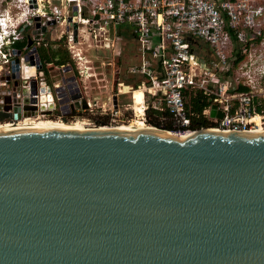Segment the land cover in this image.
I'll return each instance as SVG.
<instances>
[{"label": "water", "instance_id": "95a60500", "mask_svg": "<svg viewBox=\"0 0 264 264\" xmlns=\"http://www.w3.org/2000/svg\"><path fill=\"white\" fill-rule=\"evenodd\" d=\"M158 129L0 127V264H264V132Z\"/></svg>", "mask_w": 264, "mask_h": 264}, {"label": "built area", "instance_id": "2783aa9c", "mask_svg": "<svg viewBox=\"0 0 264 264\" xmlns=\"http://www.w3.org/2000/svg\"><path fill=\"white\" fill-rule=\"evenodd\" d=\"M74 23L77 25L76 40L72 38ZM260 25L264 26V0L6 1L0 8V97L4 100L6 95L12 94L17 81V98H13L12 105L17 102L22 109L26 95L29 105H35L36 111L27 113L22 109V117L18 120L0 123L35 121L47 113L41 111L42 104L62 100L59 91L51 95L50 100H47V92H39L40 87L47 86L42 76L47 68L74 71L76 76L69 82L70 91L74 92L79 88L77 76L85 82L99 73L96 69L115 68L127 34L136 42L137 57L136 62L126 67L129 91H123V81L112 82L117 100L120 95H128L126 109L133 110L132 91L141 89L144 101L141 117L144 120L147 121L149 111L157 116L163 108L176 127L172 132L189 133L194 130L191 119L198 114L190 109L188 102L191 96L200 94L210 100L201 112L211 122L210 128L256 130L261 122L264 126V94L260 97L256 93L264 82V51L254 53L251 40L261 37ZM57 26L61 29L53 37L51 33ZM56 39L63 40L70 52L71 64L41 62L38 47L46 40ZM199 42L210 47L211 57L200 52ZM90 48L107 50L105 57L109 60L96 56L98 65H95V61L86 55ZM237 57L239 60L231 69ZM32 80L36 81L34 93ZM238 84L246 89L236 91ZM79 90L80 96L76 100L80 103L84 98L87 107L75 108L76 111H86L87 118L95 114L108 116L105 108L94 111L93 106L98 102ZM74 92H70L71 97ZM71 97L66 105L74 101ZM114 104L118 106L116 102ZM212 104L223 111L221 118L210 116ZM115 107L110 111L111 115L118 112ZM52 109V118L72 121L68 120L70 113H65L62 103Z\"/></svg>", "mask_w": 264, "mask_h": 264}, {"label": "rangeland", "instance_id": "374dc122", "mask_svg": "<svg viewBox=\"0 0 264 264\" xmlns=\"http://www.w3.org/2000/svg\"><path fill=\"white\" fill-rule=\"evenodd\" d=\"M253 3V2H251ZM258 27V26H257ZM262 35L259 39H253L251 40L252 46L251 49L254 51V53L258 54L264 51V26L260 25ZM61 27L57 26L56 32L60 30ZM55 32V33H56ZM54 33V34H55ZM200 52L205 57H211L213 55L212 50L210 47L203 43V45L200 47ZM68 51V50H67ZM70 54V52L68 51ZM86 55L90 58H92L95 61V65H98V60L96 59V56H102L101 58H106L105 60H109V57H105L108 55L107 50L102 49H93L90 48L88 51H86ZM136 42L131 38L127 37L123 40L122 44V54L120 58L118 59L117 65L115 68L112 69L111 66H106L102 69H96V72H99L95 74V76H92L90 79L85 80V82L81 81L79 77L77 76L78 80V87L81 89V91L85 94L87 98L90 100H96L98 102V105L93 106L94 111H99L102 108H105L106 111H108L107 117H101L99 114L91 115L87 118L88 113L86 111L83 112V110H74L75 113L79 116H70L68 115V120H84L94 125H106V126H113L114 124H138L141 126L149 125L153 126L151 124H148L144 118L141 117L143 112V106L144 101L138 102V100L135 99V92L132 91L133 94V103L134 104V110H131L130 108L126 109L129 102L128 95H120L118 96V100L116 101V104H118L117 107H115V104L113 103V96L115 92V87H112V82L117 81H123L125 84L130 82V80L127 78L126 73V67L128 64L136 62ZM236 64H233L231 69L235 67ZM85 86V87H84ZM125 91L129 90V87L124 86L123 88ZM257 95L260 97H263L264 94V82L261 83L260 89L256 90ZM138 94V93H137ZM138 97H142V95L139 93ZM143 99V98H142ZM117 109V113L113 112L112 115L110 114V111L113 108ZM137 109V110H136ZM141 110V111H139ZM135 111V113H134ZM139 111V112H136ZM51 119V116L43 117L41 116L40 119ZM35 120V119H33ZM39 120V119H36ZM35 120V121H36ZM51 120H56V118H52ZM33 122V121H32ZM64 122H70V121H64ZM155 127V126H153ZM158 128V127H156Z\"/></svg>", "mask_w": 264, "mask_h": 264}, {"label": "trees", "instance_id": "16d2710c", "mask_svg": "<svg viewBox=\"0 0 264 264\" xmlns=\"http://www.w3.org/2000/svg\"><path fill=\"white\" fill-rule=\"evenodd\" d=\"M128 37H130L128 35ZM20 46V44H17ZM38 53L40 60L43 64L46 62H52L54 64H64L69 62L71 64V57L68 53L64 42L62 39H56V40H46L38 47ZM239 58L237 57L233 64H236L238 62ZM246 87L238 84L236 86V91H243ZM210 104V100L205 99L202 97V95L198 94L195 96H191L188 102V106L190 109L198 114L196 117H192L191 119V129H200L209 127L211 122L204 116L201 115L202 110L207 107ZM262 107L264 108V102L262 103ZM141 111V110H139ZM136 111V112H139ZM153 112L149 111L147 115V123L151 124L155 127L165 129V130H173L176 127L173 125L168 111L166 109H161L158 111L157 116L151 115ZM159 116H163L164 118L159 119Z\"/></svg>", "mask_w": 264, "mask_h": 264}, {"label": "flooded vegetation", "instance_id": "af4514ba", "mask_svg": "<svg viewBox=\"0 0 264 264\" xmlns=\"http://www.w3.org/2000/svg\"><path fill=\"white\" fill-rule=\"evenodd\" d=\"M264 34V33H263ZM43 80L44 82L46 83V87H43L45 90L48 89V93H50L52 96L56 93V91H59L62 93V100H56L55 103H52L53 104V107H57V106H60V103H62V105L68 103L70 97H71V93H70V85H69V82L74 80L75 78V72L70 70L69 68H66L65 70L63 71H56V70H53V69H45L43 74ZM17 84L14 86V88H12L13 92L17 93ZM57 84V85H55ZM79 90V88H76ZM74 92V91H73ZM75 93V92H74ZM10 98H9V102H6L5 100H3V98L1 99L0 97V122H3V121H11L12 119H19L21 118V110L23 109L25 112L27 113H31V112H35L36 111V107L35 105H29L28 103V100H29V97H27L26 95L23 97V101H24V106H22V109H21V106L19 103H15V106L12 105V102H13V98L16 99L17 96H10V94L8 95ZM117 101V98L115 97V102ZM70 103L72 102H69V104L65 107L66 108V112L65 113H70V115H72L75 110V108H71V105ZM7 105H9V107L7 108ZM16 106H19L20 107V111H19V116L16 117L15 114H16V111H15V108ZM52 109V108H51ZM51 109L49 110V112L45 113L46 115H44L43 117H46V116H52V114H50V111ZM79 109V108H78ZM43 111V110H41ZM52 112H53V109H52ZM2 113L5 114L2 115ZM17 122H15L14 124L12 125H16Z\"/></svg>", "mask_w": 264, "mask_h": 264}, {"label": "bare ground", "instance_id": "6f19581e", "mask_svg": "<svg viewBox=\"0 0 264 264\" xmlns=\"http://www.w3.org/2000/svg\"><path fill=\"white\" fill-rule=\"evenodd\" d=\"M124 86L127 87L126 84H123V88ZM122 88V89H123ZM124 92H128V91H125L123 89ZM133 92H135V99L138 100V102H141L143 99V91L141 89H134ZM140 93L142 95V97H138V94ZM135 104V103H134ZM134 104H132V108H134ZM134 110V109H133ZM137 110V109H136ZM257 120L259 122H261L260 119L257 118ZM64 123V124H67V125H71V126H81V127H85V128H88V127H95L97 125H94V124H91L87 121H84V120H75V121H71V122H63V121H59V120H49V119H40L39 120H36V121H33V122H26V123H20V124H16V125H12L11 123L7 124H1L0 123V127H7V126H24V125H37V124H46V123ZM99 128H113V129H119V130H124V129H138V130H142V129H149V130H159L158 128L156 127H153V126H149V125H144V126H141V125H138V124H133V123H130V124H114L113 126H106V125H98ZM251 132H255V133H262L264 132V126H262V122H261V126L259 128H257L256 130H253ZM190 133V132H189Z\"/></svg>", "mask_w": 264, "mask_h": 264}, {"label": "crops", "instance_id": "0c3cea01", "mask_svg": "<svg viewBox=\"0 0 264 264\" xmlns=\"http://www.w3.org/2000/svg\"><path fill=\"white\" fill-rule=\"evenodd\" d=\"M6 1H9V0H0V8L4 5V3H5ZM55 32H56V29L51 33V36L54 37V36L56 35V33H57V32H56V33H55ZM54 33H55V34H54ZM127 37H128V35L125 34L124 39L127 38ZM198 44H199V45H198L199 50H201L200 47L203 45V43H202V42H199Z\"/></svg>", "mask_w": 264, "mask_h": 264}]
</instances>
